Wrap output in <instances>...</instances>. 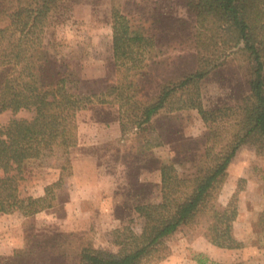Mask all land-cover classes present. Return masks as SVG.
Here are the masks:
<instances>
[{"label":"trees","instance_id":"16d2710c","mask_svg":"<svg viewBox=\"0 0 264 264\" xmlns=\"http://www.w3.org/2000/svg\"><path fill=\"white\" fill-rule=\"evenodd\" d=\"M63 1L0 0V10L9 17L0 28V114L12 112L0 124V213L11 212L24 197L27 167L40 159L44 141L54 140L62 148L65 171L71 148L95 122L121 133L97 153L99 175L113 178L108 195L118 222L119 254L108 257L89 244L80 248L77 264H139L161 239L191 224L204 209L214 216L213 242L224 246L233 224L212 206V188L243 144L264 145V0H186L195 21L194 66L145 95L140 81L148 73L142 55L155 46V38L133 28L113 6L112 58L119 75L116 83L95 90L86 86L89 80L81 72L66 67L64 56L79 58L77 52L68 54L55 39L46 40ZM236 52L248 62L246 89H240L237 101L226 102L206 84ZM23 109L32 116L16 117ZM85 110L91 117L80 122L78 115ZM163 110L195 111L205 128L202 152L187 159L194 162L192 176H180L175 166L149 151L145 128ZM143 154L148 170L160 172L157 189L141 177ZM47 198L28 195L30 214L42 211ZM132 214L145 219L141 233L124 226V218ZM57 243L51 235L26 234L13 254H0V264H67V252L55 251ZM195 259L198 264H238L202 253Z\"/></svg>","mask_w":264,"mask_h":264},{"label":"rangeland","instance_id":"374dc122","mask_svg":"<svg viewBox=\"0 0 264 264\" xmlns=\"http://www.w3.org/2000/svg\"><path fill=\"white\" fill-rule=\"evenodd\" d=\"M113 6L128 17L133 28L155 38V46L142 55L144 60L141 65L148 73L140 81L144 95L154 93L159 84L193 68L194 36L191 31L195 21L187 10L186 0H65L51 19L46 40L55 39L62 44L58 47L68 54L70 51L77 52L79 58L64 56L66 67L81 72L89 80L86 86L100 90L117 81L119 74L112 58ZM8 23L7 13L0 10V28ZM220 69L209 78L206 89L219 100L237 101L240 89H246L249 70L245 56L238 52L231 54ZM32 114V111L23 109L15 116L29 118ZM91 114L88 110L81 111L78 118L84 122ZM11 117L10 110L2 112L0 124ZM86 130V140L82 146L77 145L71 150L66 170L73 162H81L82 159L90 163L93 154L97 158L98 147L116 139L114 130L100 123H95L93 127L90 125ZM205 133L195 111L163 110L146 126L144 137L148 139L147 145L152 154L167 165L175 166L180 176L189 177L195 174V166L187 159L196 152H202L201 140ZM64 158L63 150L56 141L42 143L40 159L27 167L24 197L13 204L11 212L0 213V249L13 254V247L21 246L26 234L37 233L56 238L58 245L55 251L67 252V264H77L80 248L89 244L96 246L105 256L117 257L119 246L115 240L118 222L114 212L101 209V201L97 198L98 186L93 187V196L96 197L93 200L96 202L80 205L83 212H74L73 217H68L64 206L71 184L66 179L48 184L45 208L30 214L28 195L33 191L32 185L54 179L49 168L64 164ZM141 168V177H147L156 189L159 188L158 173L148 170V158L144 154ZM103 183L105 187L110 186L106 177ZM211 202L216 210L232 220V232L224 246L213 242L214 216L211 210L204 209L191 224L161 239L139 264H198L195 257L199 253L225 263L264 264V219L261 217L264 211V145L248 142L238 149L226 172L214 184ZM88 213H91L90 219L87 218ZM124 223V226L129 225L141 233L145 219L132 214L124 218Z\"/></svg>","mask_w":264,"mask_h":264},{"label":"crops","instance_id":"0c3cea01","mask_svg":"<svg viewBox=\"0 0 264 264\" xmlns=\"http://www.w3.org/2000/svg\"><path fill=\"white\" fill-rule=\"evenodd\" d=\"M94 124L95 122L91 123V126L93 127ZM101 125L111 130H114V137L117 138L120 136L121 133L118 129L113 128V127H108L104 124H101ZM92 136L94 138V135ZM85 140H86L85 137L80 138L78 146H82L84 143L83 141ZM97 143L98 142H96V144ZM91 144H93V140H91ZM74 148L75 147L71 148V150H73ZM93 155L95 157V154ZM94 157L92 156L90 163H88L86 159H82L81 162H73L69 170H65V171L62 170L63 164H60L58 168H54V169L49 168V170H52L53 172L52 176H54V179L44 180L42 181V184L32 185L33 191L29 195H32L33 197L48 196V193H49L48 184H53L54 182L59 181L61 179L62 180L66 179L71 184L69 185V188H68L70 192L69 197L66 200L65 202L66 204L64 206L68 217H73L74 212H79V211L83 212V210L80 208V205H83L84 203L89 205L91 202H96L93 200L96 198L93 196L95 195V193H93L94 192L93 187L97 188V186L99 188V191H98L99 196L97 198L100 199L99 201H101V204H102L101 209L106 208V210L108 209V210H111V212H114L113 198L112 196L108 195L109 188L113 184V178L111 177V175L110 176L99 175L98 160L97 158H94ZM155 172L158 173L159 182H161L159 170L158 171L156 170ZM105 177L108 178L110 182L109 187H105L103 183V180ZM142 178L147 179V177H142ZM147 180H150V179H147ZM88 212H91L90 208H88ZM88 214L89 215H87L88 216L87 218L90 219L91 213H88ZM90 224L91 223H89V226ZM23 245H24V239L22 240V245L21 246L19 245V246L22 247ZM19 246L13 247V249L18 248ZM0 254L9 255V252H5V251H2V249H0Z\"/></svg>","mask_w":264,"mask_h":264}]
</instances>
